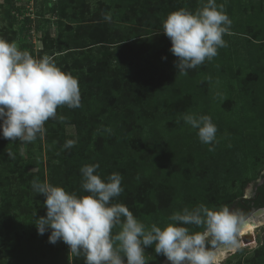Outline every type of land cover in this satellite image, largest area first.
<instances>
[{"label": "trees", "instance_id": "obj_1", "mask_svg": "<svg viewBox=\"0 0 264 264\" xmlns=\"http://www.w3.org/2000/svg\"><path fill=\"white\" fill-rule=\"evenodd\" d=\"M84 1H52L53 14L62 21L56 36L51 37L44 30L39 38L42 46L36 50L37 57H51L62 71L77 78L80 107L60 106L56 118L45 122L44 159L23 155L20 140L0 137V246L6 245L12 256L22 255L20 232L26 234V226L36 229V217L46 214L45 197L33 191V180L61 186L78 196L87 195L81 187L80 169L91 164L99 165L97 172L102 178L114 172L122 176L123 191L112 203L124 204L146 226L155 223L163 228L171 222L169 217L174 212L183 209L185 200L192 203L189 209L200 204L216 210L228 206L244 217L247 210L240 209L248 199L235 193L232 183L226 182L231 176L233 182L246 184V178L239 182L244 169H236L232 157L226 158L223 153H218L215 164H205L199 156L194 164L190 153L175 159L180 153V143L175 137L167 136V130L163 132L164 127H161L169 123L173 115L187 110L197 97L176 81L180 73L174 66L176 57L169 51L171 43L162 32L163 22L170 12L180 8L199 9L202 0H114L113 4L100 3L89 16ZM223 1L216 0V3L221 5ZM6 2L11 23L15 24L11 10L20 12L23 8L15 7V0ZM258 3L259 0H250L246 6L253 9ZM249 14L246 18L251 22L255 18ZM258 21L256 19L255 23ZM24 22L27 36L32 25L39 31L38 18L31 21L26 17ZM229 32L241 34L250 45L247 56L236 55L239 62L251 68L245 77L239 76L237 91L251 99L246 106L248 110L245 107L242 115L248 112L249 120L243 119L242 125L248 127L247 130L254 129L259 139V143L247 141L246 145L250 150L258 145L264 153V67L257 66L259 54L264 56V49L259 48L264 37L241 32L234 24ZM12 36L14 40L15 32ZM231 51L227 46L219 48L211 61L188 70L187 78L206 73L200 80L205 86L211 74L223 72ZM256 77H262V89L257 92L247 84L248 81L254 83ZM236 123L234 128L240 130V122ZM66 125L73 126L74 135L65 134ZM69 140L74 141V146L64 147ZM196 141L181 139L193 149L199 145ZM158 167L167 168L168 174L194 173L196 182L181 186L183 201L175 200L171 181L158 176L155 171ZM263 204L261 201L256 205ZM188 227L191 231L203 230ZM117 231L119 227L113 229L114 233ZM49 234L50 230L40 235V239L48 241ZM248 260L242 262L240 254L235 264H264V244L257 247Z\"/></svg>", "mask_w": 264, "mask_h": 264}, {"label": "clouds", "instance_id": "obj_2", "mask_svg": "<svg viewBox=\"0 0 264 264\" xmlns=\"http://www.w3.org/2000/svg\"><path fill=\"white\" fill-rule=\"evenodd\" d=\"M231 23L216 0H202V7L195 11L170 12L162 32L171 43L169 51L176 57L178 72L187 75L188 70L216 57L218 49L227 46L223 36ZM64 105L80 107L77 78L62 71L51 57L36 59L17 42L0 37V137L33 142L46 131L45 122L56 118L57 108ZM181 119L197 130L202 143L216 141L217 126L210 116L186 113ZM73 146L72 140L64 145ZM98 168L91 164L80 169L81 187L88 193L83 196L38 179L32 181L33 191L45 197L46 214L36 217L34 213L37 233L50 230L48 242L66 244L71 260L83 257L84 264H148L145 249L152 247L169 264H222V249L236 245L244 227L237 211L200 204L174 212L163 228L155 223L146 226L124 204L112 203L123 191L122 176L114 172L102 178ZM190 225L203 230L191 231Z\"/></svg>", "mask_w": 264, "mask_h": 264}, {"label": "rangeland", "instance_id": "obj_3", "mask_svg": "<svg viewBox=\"0 0 264 264\" xmlns=\"http://www.w3.org/2000/svg\"><path fill=\"white\" fill-rule=\"evenodd\" d=\"M18 1L27 3L29 0ZM52 1L53 0H34L33 5L35 14H39L37 15L40 27L38 28L39 31L36 30L37 33L31 38L26 34L25 26L27 23L24 21V23H21V21H16L15 24L11 23L10 14L8 12L9 5L6 0H0V37L10 42H17L22 51H27L31 56L39 59V57L36 56V50L40 49L42 44H40L39 41H35V39L41 38L42 34L45 32L44 30H47L51 37L56 36L59 23L62 21L58 16L56 17L53 14ZM113 1L114 0H85L84 3L88 6L85 12L89 16L100 3L105 5L113 4ZM249 3L250 0H224L222 5L224 11L232 21L230 27L234 24L241 32L250 34L251 36L253 33L257 35L261 34V36L264 37V0H259V3L253 6V9L246 6ZM249 13L255 18L251 22L246 18V15H250ZM256 19L259 20L257 23H255ZM14 32L16 34L15 39L11 40ZM223 39L226 41L227 47L232 51L231 53L229 52L230 59L227 65L225 63L223 72H215L220 75L223 74L224 77L211 74L209 80H205L204 86L200 80L206 77V73L203 75H196L190 79L187 78L186 75L179 74L176 81H180L184 89L192 90L197 97H195L191 106L187 109L189 111L185 109L181 114L173 115L170 122H165V126L161 125V127H164L162 129L163 132L167 130V136L175 137L180 143L177 142V144H179L178 151L180 153L177 154L175 159L181 157L184 153H190L194 164L197 163V156H199L201 161L203 160L202 162L205 164H215L214 161L218 153L225 154L226 158L231 156L234 164H237L236 169L245 170V172L244 170L241 172V180H239V182L245 178L248 180L246 184L241 186L238 182H233V177L230 176L226 182L228 185L232 183L235 193L237 192L238 194L244 195L249 189L250 182L257 179L259 174L264 170V153L259 150L258 145L252 147L251 150L246 145L247 141L259 143V139L254 135V129L247 130L248 127L244 128L242 125V121L249 120L250 115L248 112H245L244 117L242 115L245 107L250 104L251 99L248 96H244L242 92L237 91L239 76L245 77L251 68L244 62H239L236 55L247 56V50L250 45L246 42L244 36L237 33L228 32L223 36ZM259 45L260 49H264V43H259ZM259 55L257 66L264 67V56L261 54ZM261 78L262 77H259L257 79L256 77L254 83H248V81L247 84L252 85L255 92H257L262 89ZM158 109L161 110V106H159ZM246 109L248 110L247 107ZM186 113L208 115L212 118L213 123L217 126V139L213 144L202 143L197 136V130L183 122L181 117ZM162 114L164 115V113ZM236 122H240L238 125L240 130L234 128L235 125L238 124ZM64 129L66 135H74L73 126L66 125ZM43 135L44 133L37 136V139L33 142H23L21 149L22 154L34 157L37 160L44 159ZM181 139H187L189 141L197 140L196 143H199V145H196V148L193 149L189 144H183ZM210 147H214V151H209ZM39 153H41V155ZM182 167L184 166L182 165ZM151 171H153V169H151ZM155 171L161 179H165L166 181V177H168L171 181L170 184L174 187L172 191L173 194L176 192L174 197L177 201H183L182 198L184 195L181 196L180 194L181 186L192 185L196 182L195 179H193L195 176L194 173L188 174L186 172V174H182V172L175 171L168 174L167 168L165 169L164 167L160 169L159 167L155 168ZM14 186H16L15 183ZM182 205L183 208H188L192 203H190L189 200H185L182 202ZM26 227V234L22 233V231L20 232V241L24 249L23 254L12 256L11 252L7 250L6 245H1L0 264H70L69 260H71V256L69 255V249L66 244L62 241H58L56 244H51L48 241L43 242L40 239V235L37 233V229ZM240 242H242V244L230 253L227 252L222 257V264H235L236 258L240 254L242 262L247 263L249 261L248 259L252 257L254 250L264 244V221L256 227L250 228ZM145 252L148 255V264H161L166 259L163 255H157L154 248H151L150 251L145 249ZM71 264H84L83 257L72 258Z\"/></svg>", "mask_w": 264, "mask_h": 264}, {"label": "flooded vegetation", "instance_id": "obj_4", "mask_svg": "<svg viewBox=\"0 0 264 264\" xmlns=\"http://www.w3.org/2000/svg\"><path fill=\"white\" fill-rule=\"evenodd\" d=\"M250 186L248 187V191L246 194L242 195L243 198L248 199V203L245 207H242L240 211L247 210L246 215L243 217H247L252 211L263 207L264 204L256 205L261 201H264V170L259 174V177L250 182ZM255 218V217H254Z\"/></svg>", "mask_w": 264, "mask_h": 264}, {"label": "built area", "instance_id": "obj_5", "mask_svg": "<svg viewBox=\"0 0 264 264\" xmlns=\"http://www.w3.org/2000/svg\"><path fill=\"white\" fill-rule=\"evenodd\" d=\"M33 2H34V0H29L27 3H21L18 0H15V7L17 6V7L23 8V9H20V12L16 9L12 10V14L15 15L16 21H21V23H22L26 17L31 19V21H34L36 18H38V15L35 14V8L33 5ZM36 33H37V31L32 25L29 36L31 38H33V35ZM34 39H35V37H34ZM35 41H39V43L41 44V41L39 38L38 39L36 38Z\"/></svg>", "mask_w": 264, "mask_h": 264}, {"label": "bare ground", "instance_id": "obj_6", "mask_svg": "<svg viewBox=\"0 0 264 264\" xmlns=\"http://www.w3.org/2000/svg\"><path fill=\"white\" fill-rule=\"evenodd\" d=\"M254 217H252V219H249V220H247V221L244 222V227L242 228L240 234L245 235L250 230V228L256 227L257 225H259L260 223H262L264 221V210L258 211L255 214ZM235 247H236V245L235 246H230V248H231L230 251L234 250ZM222 251H223V253L225 255L226 254V250L225 249H222Z\"/></svg>", "mask_w": 264, "mask_h": 264}, {"label": "water", "instance_id": "obj_7", "mask_svg": "<svg viewBox=\"0 0 264 264\" xmlns=\"http://www.w3.org/2000/svg\"><path fill=\"white\" fill-rule=\"evenodd\" d=\"M260 210H264V206L263 207H260V208H258V209H256V210H254V211H252L247 217H245L243 220H244V222L245 221H247V220H249V219H252V217H254L255 216V214L258 212V211H260ZM252 216V217H251ZM244 236L245 235H242V234H239L238 235V237H237V243H236V247L237 246H239L240 244H242V242H240L241 241V239L242 238H244ZM235 247V248H236ZM223 249H225L226 250V253L228 252V253H230L231 251H230V246H226V247H224ZM161 264H169V262L167 261V259H165Z\"/></svg>", "mask_w": 264, "mask_h": 264}]
</instances>
